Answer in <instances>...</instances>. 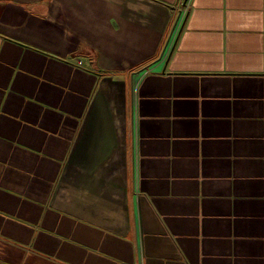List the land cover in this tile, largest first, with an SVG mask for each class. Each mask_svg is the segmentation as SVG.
I'll use <instances>...</instances> for the list:
<instances>
[{"label":"crops","instance_id":"crops-1","mask_svg":"<svg viewBox=\"0 0 264 264\" xmlns=\"http://www.w3.org/2000/svg\"><path fill=\"white\" fill-rule=\"evenodd\" d=\"M180 1L0 0V264H264V0Z\"/></svg>","mask_w":264,"mask_h":264},{"label":"built area","instance_id":"built-area-1","mask_svg":"<svg viewBox=\"0 0 264 264\" xmlns=\"http://www.w3.org/2000/svg\"><path fill=\"white\" fill-rule=\"evenodd\" d=\"M187 5H188V0H181L180 3H179V7H180V10H179V19L182 21L186 11H187ZM81 62H78V65H80Z\"/></svg>","mask_w":264,"mask_h":264}]
</instances>
